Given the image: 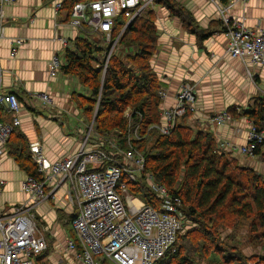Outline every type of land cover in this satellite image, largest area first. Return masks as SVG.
Listing matches in <instances>:
<instances>
[{"label":"built area","instance_id":"2783aa9c","mask_svg":"<svg viewBox=\"0 0 264 264\" xmlns=\"http://www.w3.org/2000/svg\"><path fill=\"white\" fill-rule=\"evenodd\" d=\"M16 1L0 0V40L5 37L6 29L4 6ZM63 1H56L57 11L62 9ZM212 2L229 39L228 51L245 64L264 67V30L251 29L241 19L232 17L229 11L234 2ZM156 5L155 0L79 2L73 6L70 24L78 32L89 29L100 35L110 46L106 54V69L110 57L118 50L127 26L142 10L156 9ZM119 15L127 18V22L114 38L113 28ZM59 39L66 48L72 47L67 37ZM11 43V55L15 57L24 39L14 37ZM61 67V58L54 56L49 62L51 75L55 76ZM159 94L163 100L167 93L161 90ZM37 96L45 104L52 102L47 93ZM176 101L174 107L161 106V121L150 128L169 134L188 113L194 114L197 111L195 85L184 82ZM0 104L12 114L10 120H0L1 169L10 138L21 124L19 97L15 91H5L1 80ZM132 112L130 107L127 108L126 117L129 118ZM233 119L229 111H223L211 115L209 122L221 125ZM250 122L245 145L238 147L222 140L218 141L219 150L256 157V147L264 141V129L260 130L252 120ZM93 132L94 122L78 151L56 161L47 157L41 143H32L31 158L38 175H28L22 184L23 190L30 196V202L16 206L9 214H3L0 210V264H36L37 255L48 247L37 209L50 197H55L63 186L66 187L69 203L79 211L72 223L80 248L74 238H69L66 243L67 251L76 250V264H155L169 251H175L178 234L185 222L182 199L156 181L153 174L144 173L145 155L131 143L130 137L128 146L122 147L120 143L110 142L97 133L96 138L90 140ZM143 174L151 191L159 198L157 207L147 204L129 188L130 184L141 181ZM4 185L5 180L0 176V199Z\"/></svg>","mask_w":264,"mask_h":264},{"label":"trees","instance_id":"16d2710c","mask_svg":"<svg viewBox=\"0 0 264 264\" xmlns=\"http://www.w3.org/2000/svg\"><path fill=\"white\" fill-rule=\"evenodd\" d=\"M88 1L92 0H64L61 10L71 18L73 6ZM155 4L179 17L184 27L200 39L210 34L176 0H155ZM157 20L155 9L142 10L125 29L106 69L110 46L103 38L85 32L76 36L72 47L66 48L63 70L77 77L87 92L74 93L73 100L90 120L96 113L94 131L98 135L113 137L122 147L128 146L130 137L131 143L145 155L144 173L153 174L156 181L182 199L185 222L175 251H169L155 264H264V253L246 255L224 235L225 229L237 230L243 224L249 245H264V174L241 163L235 151L219 150L218 140L210 129L191 127L187 120L192 113L169 134L150 128L161 121L162 83L150 60L159 49ZM126 22L127 18L119 15L113 28L114 38ZM129 107L133 112L128 118L124 113ZM228 111L234 119L248 117L258 129H264V95L255 97L246 109L232 106ZM12 151L23 163L26 154L31 164L28 174L38 175L28 147ZM255 154L264 164V141L257 145ZM129 188L147 204L158 206L159 198L143 178ZM187 222L190 225L186 228ZM72 237L76 240L75 234ZM48 254L49 244L37 255L35 263L48 264L45 260Z\"/></svg>","mask_w":264,"mask_h":264},{"label":"crops","instance_id":"0c3cea01","mask_svg":"<svg viewBox=\"0 0 264 264\" xmlns=\"http://www.w3.org/2000/svg\"><path fill=\"white\" fill-rule=\"evenodd\" d=\"M56 1L17 0L4 6L6 29L5 37L0 40V80L5 91H15L19 97L21 124L8 144V153L0 169V176L5 180L0 199L3 214L12 213L16 206L30 202L22 184L31 164L26 154V163H23L12 150L19 152L17 149L28 147L31 158L30 147L39 142L47 157L56 161L78 151L92 123L73 100L74 93H86L87 89L77 77L63 70L66 47L59 37H67L72 42L80 32L72 27V17H68L65 10L57 11ZM176 1L190 10L197 24L210 34L200 39L184 27L179 17L172 16L166 7L156 5L160 37L152 65L167 93L162 107H174L182 84L191 82L196 88L197 111L187 120L188 124L195 129H210L218 141L226 140L238 147L245 145L251 127L248 117L241 116L221 125L212 124L209 117L228 111L232 106L246 109L255 97L264 95V67L245 64L228 51L229 39L212 0ZM226 1L234 2L229 11L232 17L241 19L251 29L264 30V0ZM14 37L24 39L15 57L11 55ZM54 56L61 58L62 67L52 76L49 62ZM39 93H47L52 102L45 104L37 96ZM11 117L8 109L0 104V119L10 120ZM235 154L243 164L254 168L263 165L259 156ZM75 208L69 203L63 186L55 197H50L37 209L40 227L43 229L47 221L58 237L55 251L49 245L45 258L48 264L77 263L76 250L66 249L71 235L63 230L66 226L63 216Z\"/></svg>","mask_w":264,"mask_h":264},{"label":"rangeland","instance_id":"374dc122","mask_svg":"<svg viewBox=\"0 0 264 264\" xmlns=\"http://www.w3.org/2000/svg\"><path fill=\"white\" fill-rule=\"evenodd\" d=\"M156 9H157V7H156ZM117 19V18H116ZM206 31V30H205ZM89 32H91L89 29H85V34L86 33H88V35L89 34H92V32L91 33H89ZM154 59V57L152 56L151 57V59L150 60H153ZM160 79V78H159ZM161 81V80H160ZM161 83H162V85H161V87H160V89H159V93H160V91L161 90H165L164 89V86H163V82L161 81ZM166 91V90H165ZM159 96H160V94H159ZM162 103H163V100H162ZM98 105V104H97ZM161 106H162V104H161ZM95 115H96V113H95ZM94 115V116H95ZM124 115H125V113H124ZM126 116V115H125ZM94 118V117H93ZM92 121H93V119H92ZM116 130H118V129H116ZM94 138H96V136H95V132H93L92 133V136H91V139L90 140H94ZM107 139H109V141L110 142H115V143H119V141L117 140V139H115V138H113V137H108V138H106V140ZM240 163V162H239ZM261 163V162H260ZM263 164V163H262ZM261 164V165H262ZM242 165V164H241ZM244 166V165H243ZM256 169V171H258L259 173H262V174H264V164L262 165V166H260V167H256L255 168ZM259 169H261V170H259ZM145 174H147V173H145ZM145 174H143V176H142V178L144 179V181L147 183V180H146V177H145ZM141 178V179H142ZM78 208L76 207L74 210H70V212L69 213H66L65 214V216H63L64 218H63V223H65V225L66 226H64L63 227V230L65 231V232H68L71 236V238H73L72 237V234H75V231H74V228H73V223H72V216H74V215H76V214H78ZM74 214V215H73ZM41 224L43 225V222H41ZM187 226H186V228L187 227H189V225H190V222H187ZM44 225H45V227H43V229L41 228V230L44 232H46V236L45 237H47L46 239H47V241H48V244L51 246V249L53 250V251H55L56 249H57V240H58V237H57V235L55 234V232H53L52 230H51V228H49L48 227V223H47V221H44ZM245 229H247L246 228V225H241V226H239V228H237V230H229V229H225L224 230V235H226V236H228V237H230L233 241H234V243H236V244H238L239 245V247H240V249L244 252V254H246V255H255V254H263L264 253V245H258V246H253V245H249V243H248V241L247 240H245V236H246V231H245ZM64 260H65V263L67 262V258L66 257H64ZM253 263V262H252Z\"/></svg>","mask_w":264,"mask_h":264},{"label":"clouds","instance_id":"9594fccd","mask_svg":"<svg viewBox=\"0 0 264 264\" xmlns=\"http://www.w3.org/2000/svg\"><path fill=\"white\" fill-rule=\"evenodd\" d=\"M156 10V9H155ZM82 32H80V34H81ZM84 33V32H83ZM93 33V32H92ZM71 41V40H70ZM72 45H73V42H72Z\"/></svg>","mask_w":264,"mask_h":264},{"label":"water","instance_id":"95a60500","mask_svg":"<svg viewBox=\"0 0 264 264\" xmlns=\"http://www.w3.org/2000/svg\"><path fill=\"white\" fill-rule=\"evenodd\" d=\"M96 116V115H95ZM95 116H94V118H93V122H94V120H95Z\"/></svg>","mask_w":264,"mask_h":264},{"label":"bare ground","instance_id":"6f19581e","mask_svg":"<svg viewBox=\"0 0 264 264\" xmlns=\"http://www.w3.org/2000/svg\"><path fill=\"white\" fill-rule=\"evenodd\" d=\"M136 202V201H135ZM137 203V202H136Z\"/></svg>","mask_w":264,"mask_h":264}]
</instances>
